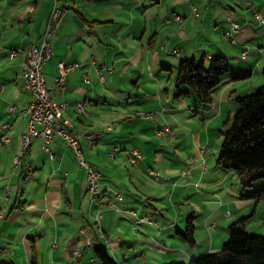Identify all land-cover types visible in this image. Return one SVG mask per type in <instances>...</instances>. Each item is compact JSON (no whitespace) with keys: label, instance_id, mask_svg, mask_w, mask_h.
Masks as SVG:
<instances>
[{"label":"crops","instance_id":"1","mask_svg":"<svg viewBox=\"0 0 264 264\" xmlns=\"http://www.w3.org/2000/svg\"><path fill=\"white\" fill-rule=\"evenodd\" d=\"M54 6L66 11L45 80L55 87L52 99L68 104L63 117L100 173L96 195L59 136L49 151L33 136L15 163L32 102L20 67ZM255 13L264 16V0H0V136L8 124L10 138L0 140V264H102L94 254L100 245L118 264L188 262L218 251L241 217H249V233L264 234V199L242 196L235 172L216 164L219 142L207 133L237 109L236 95L262 81L264 21ZM214 56L230 71L212 102L179 96V62ZM59 61L79 64L62 87ZM237 72L249 75L232 79ZM198 119L205 142L195 133L180 142L183 125ZM191 215L192 243L178 233Z\"/></svg>","mask_w":264,"mask_h":264},{"label":"trees","instance_id":"2","mask_svg":"<svg viewBox=\"0 0 264 264\" xmlns=\"http://www.w3.org/2000/svg\"><path fill=\"white\" fill-rule=\"evenodd\" d=\"M229 71L230 66L223 56H214L208 64L203 57L199 61L185 58L177 66L174 85L177 89L183 88L179 96H191L194 101L207 106ZM261 72L262 81L254 91L234 97L237 109L219 130L222 139L216 159V164L223 170L235 172L242 196L252 197L257 202L264 199V189L253 192L249 189L254 181L264 179V65ZM248 75V72H237L231 78L239 80ZM192 218V215L188 217L184 230H178L179 235L191 243L195 230ZM248 219L241 217L228 225L229 238L216 252L188 262L171 260L155 264H264V235L248 233ZM94 254L102 264H118L102 245Z\"/></svg>","mask_w":264,"mask_h":264},{"label":"built area","instance_id":"3","mask_svg":"<svg viewBox=\"0 0 264 264\" xmlns=\"http://www.w3.org/2000/svg\"><path fill=\"white\" fill-rule=\"evenodd\" d=\"M66 9L54 6L48 15L45 30L43 32L42 41L39 45L30 44L28 47V59L23 61L20 67L19 77L23 80L24 88L32 95V102L28 107L30 120L28 129L22 135V149L19 155L15 157V163H19L22 155L26 152V142L33 136H41L43 139V148L49 151V144L54 136L62 138L67 145L71 146L76 155L78 164L87 169V184L91 194L95 195L98 192V178L100 173L95 170L92 165L84 158L82 149L78 142V132L70 129V123L63 117V102H56L52 99L53 85H47L43 67L50 61L53 54V38L56 34L59 24L62 21ZM258 20L264 21V16L255 13ZM238 29L236 22L232 23V35ZM16 54L15 50H10L9 55L13 57ZM246 51L242 55L245 56ZM59 76L55 80V85L62 87L65 81V76L69 71H74L79 64L77 62L67 63L65 61L58 62ZM100 78L102 73L97 67ZM75 109L84 111L83 105L77 103ZM9 125H3V133L0 136L1 141L9 142L8 135ZM137 155L136 152H134ZM130 161L134 160V156H129ZM149 173L158 178L159 172L150 169ZM115 196L122 198L119 192H115Z\"/></svg>","mask_w":264,"mask_h":264},{"label":"rangeland","instance_id":"4","mask_svg":"<svg viewBox=\"0 0 264 264\" xmlns=\"http://www.w3.org/2000/svg\"><path fill=\"white\" fill-rule=\"evenodd\" d=\"M200 59H201V57L197 58V61H199ZM235 111H236V109L233 111V113L229 117H232V115L234 114ZM192 115H193V113L191 114V116ZM224 117H225V119L221 120V123L217 127V130H215V129L211 130L210 129L209 131H207V133L210 134V136H211V139L209 140V142H219L218 143L219 149H220V143H221L222 137H221L218 129H223L225 127V125L224 124L222 125V123L224 122V120L227 119L226 118L227 116L225 115ZM200 122H201V120L198 119V120L192 121L191 123H189V122L185 123L183 125V130H182L183 135H181L180 138H179L180 142H192L191 139H192V135L194 133L196 134L195 138L197 139V142H205V135L207 133L205 132V130L204 131H200V127H201V126H199ZM261 188L264 189V179H259V180L254 181L252 187L249 190H250V192H253L254 190L261 189ZM262 200L263 199H261L259 202H261ZM259 202H257V203H259ZM251 234H255V233H251ZM259 235H264V234H259ZM201 256H198V257H201Z\"/></svg>","mask_w":264,"mask_h":264},{"label":"bare ground","instance_id":"5","mask_svg":"<svg viewBox=\"0 0 264 264\" xmlns=\"http://www.w3.org/2000/svg\"><path fill=\"white\" fill-rule=\"evenodd\" d=\"M28 59V49H27V51H26V55H25V59L23 60V61H25V60H27ZM21 78V77H20ZM79 105H82V103H79ZM66 109H68V104L66 103V102H63V112H64V110H66ZM77 110V109H76ZM77 111H79V110H77ZM30 141H31V139H29L27 142H26V150H27V148H28V146H29V144H30ZM3 143H6V141H2Z\"/></svg>","mask_w":264,"mask_h":264}]
</instances>
